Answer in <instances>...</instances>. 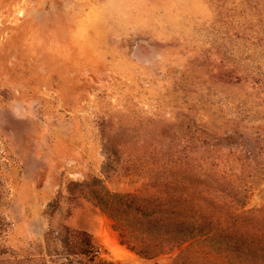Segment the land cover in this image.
Listing matches in <instances>:
<instances>
[{
	"label": "rangeland",
	"instance_id": "obj_1",
	"mask_svg": "<svg viewBox=\"0 0 264 264\" xmlns=\"http://www.w3.org/2000/svg\"><path fill=\"white\" fill-rule=\"evenodd\" d=\"M177 159L264 207V0H0V264H90L83 232L172 264L188 243L144 257L104 207L134 224L113 195L160 197Z\"/></svg>",
	"mask_w": 264,
	"mask_h": 264
},
{
	"label": "trees",
	"instance_id": "obj_2",
	"mask_svg": "<svg viewBox=\"0 0 264 264\" xmlns=\"http://www.w3.org/2000/svg\"><path fill=\"white\" fill-rule=\"evenodd\" d=\"M171 162L172 170L164 180L172 188L160 197L149 192L113 195L135 212L139 219L134 224L126 215L114 214L113 207H104L112 214L122 241L147 258L188 243L172 264H264V226H260L264 207L245 210L221 203L214 187L194 183L190 162L177 159L165 164ZM81 236L80 253L87 262L120 264L99 258L90 236L85 232Z\"/></svg>",
	"mask_w": 264,
	"mask_h": 264
}]
</instances>
